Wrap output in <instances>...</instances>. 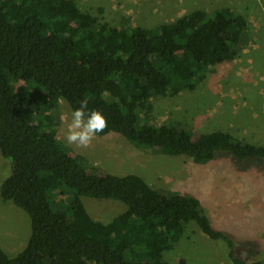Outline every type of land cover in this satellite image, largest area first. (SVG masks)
<instances>
[{
    "label": "trees",
    "instance_id": "trees-1",
    "mask_svg": "<svg viewBox=\"0 0 264 264\" xmlns=\"http://www.w3.org/2000/svg\"><path fill=\"white\" fill-rule=\"evenodd\" d=\"M101 17L76 0H0V156L10 161L0 198L24 212L30 228L11 256L0 246V264H169L164 255L191 222L228 264H264L257 244L213 228L191 194L155 190L136 174H100L57 136L59 108L71 116L87 100L108 121L98 137L117 134L138 150L196 165L224 156L264 169V145L156 123L163 100L238 57L251 40L248 21L230 8L153 27L123 20L117 28ZM83 197L126 208L108 223L95 221Z\"/></svg>",
    "mask_w": 264,
    "mask_h": 264
},
{
    "label": "rangeland",
    "instance_id": "rangeland-1",
    "mask_svg": "<svg viewBox=\"0 0 264 264\" xmlns=\"http://www.w3.org/2000/svg\"><path fill=\"white\" fill-rule=\"evenodd\" d=\"M80 10L97 14L120 27H153L182 15L221 8L239 12L248 21L251 40L230 64L215 67L206 82L176 98L165 99L157 108L156 123L186 124L190 135L228 131L250 143L264 145V0H76ZM65 115L68 120L65 121ZM58 138L73 155H82L100 174H136L155 190L191 194L200 202L212 227L233 234L243 243L259 246L264 258V169L234 163L219 156L196 165L183 157L138 150L117 134L98 137L86 149L68 145L65 130L71 121L61 106L57 114ZM0 156V182L9 164ZM4 175V176H3ZM3 176V177H2ZM95 221L110 222L125 205L110 199L81 198ZM24 212L0 198V246L8 254L23 248L29 238ZM247 258L248 253L240 251ZM11 256V255H10ZM254 257V256H253ZM169 264H228L220 247L195 223L185 227L181 241L166 253Z\"/></svg>",
    "mask_w": 264,
    "mask_h": 264
},
{
    "label": "clouds",
    "instance_id": "clouds-1",
    "mask_svg": "<svg viewBox=\"0 0 264 264\" xmlns=\"http://www.w3.org/2000/svg\"><path fill=\"white\" fill-rule=\"evenodd\" d=\"M64 119L67 121L68 116L65 115ZM107 127L105 116L95 110L89 111L87 100H82L79 107L71 112V121L65 130L64 140L68 145L86 149Z\"/></svg>",
    "mask_w": 264,
    "mask_h": 264
}]
</instances>
